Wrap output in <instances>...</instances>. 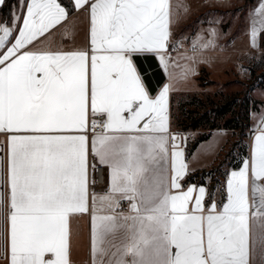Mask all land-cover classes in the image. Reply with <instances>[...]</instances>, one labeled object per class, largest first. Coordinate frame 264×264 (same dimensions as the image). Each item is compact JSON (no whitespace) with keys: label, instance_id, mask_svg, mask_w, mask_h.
<instances>
[{"label":"snow or ice","instance_id":"1","mask_svg":"<svg viewBox=\"0 0 264 264\" xmlns=\"http://www.w3.org/2000/svg\"><path fill=\"white\" fill-rule=\"evenodd\" d=\"M255 12H264V0ZM67 15L57 0H27L18 36L21 16L12 13L11 26L0 22V132L10 134L0 218L9 225L11 264H69V216L89 210V136L79 134L87 133L89 114L91 153L110 169L109 194L93 198V212L112 213L92 216L94 257H110L107 264H264V129L250 160L230 174L219 211L215 203L204 208V187L190 209L194 187L173 195L166 184L170 86L150 97L134 59L156 54L169 67L170 0H93L90 64L85 50L25 49ZM182 157L171 152L173 189L186 174Z\"/></svg>","mask_w":264,"mask_h":264},{"label":"crops","instance_id":"2","mask_svg":"<svg viewBox=\"0 0 264 264\" xmlns=\"http://www.w3.org/2000/svg\"><path fill=\"white\" fill-rule=\"evenodd\" d=\"M207 2V0H189L187 2L183 3V0H177V7L174 8V2L173 0H170V14H171V21L170 24V32L171 35L169 37L168 42V48L165 53V59L169 61V67L167 70L164 68L163 62L160 60L159 56L156 54H152L156 57V60L158 64L160 65L165 79L162 82V84L154 91L150 89L147 82L145 81V86L149 91V95L152 98H155L159 95V93L163 90L165 85L170 86V90L168 93V102H167V127L168 131L165 133V135L168 137L167 141V147H168V153L165 158L164 163V175L166 177V184L170 190V193L173 195H178L181 192H185L188 190L189 187H194V191L192 193V201L189 204V208L191 209L194 207V201L195 197L199 195L198 189L200 187H204L206 189L205 195L203 197V205L206 210L210 209V206L215 203L217 206V211H219L222 208L223 203L227 202V181L230 179V174L233 171H239L240 168L243 167V162L245 160H250L252 155V149L254 145V137L258 134L259 130L264 129V124H261V120L264 119V86L259 87L253 90L252 97H254L255 101H258L257 105L258 108L255 110H251L248 120V125L250 128V136L248 140V156H246L240 167L238 168H230V162L232 160V157L235 155L237 158L240 157V149H238L239 143L236 144L234 148V143L238 141V137H236L235 129H214L211 132L210 137L207 139L201 141L198 146L194 149V151L190 154L187 153V142L194 139L198 133L202 132V130H187V131H180L172 124V95L174 93H192L189 92L185 88V84L183 80L185 79V74L188 73L189 67L184 65V61L182 60L185 56H179L180 53H195L197 50V46H200L197 44L196 39L200 31L202 30L205 32V44H208L207 48L214 47L219 50V46L221 44H225V46H231L235 40L238 38H242V34L244 27L241 31L236 32V30L232 34H226L229 27L226 25L229 23L226 21L225 26L222 25V22L224 21L223 17H226L228 13L231 10L232 7L236 6H243L244 11V0H213V4H208L205 7V10L202 12L193 13L192 16L186 17L185 15V7L188 8L194 7V4L198 3H204ZM211 1V0H210ZM5 2V0H4ZM57 2L65 8L67 12V17L64 21H62L59 25H56L52 29L49 30L48 33H45L44 36L38 37L36 41H34L30 45H26L25 49L29 51H37V50H61V51H77V50H85L89 54V64H90V57L93 54L92 53V45L90 42V6L93 0H88L86 4L83 6L77 8L75 5V11L70 13L68 9L59 1ZM186 3V4H185ZM261 3V0L256 1V3L252 6V11H255ZM4 4V3H3ZM2 4V5H3ZM26 4L27 0H25V5L21 7L19 0L16 1V4L13 7L12 13H16L17 15L21 16V20L18 22L17 30L15 32V35L18 36V28L20 25H22V18L23 15L26 13ZM0 5V8L2 7ZM19 10V13H18ZM220 13L222 15V18L212 19V20H203L198 22V25L194 28L192 31L191 36L187 39V41L183 44H175L173 42L174 33L178 30H180L182 27L193 21L196 17H198L200 14L203 13ZM0 22H7L9 26H11V20L6 21L4 20L0 15ZM215 30L213 33L212 30ZM223 31V32H222ZM2 34V33H0ZM209 41L212 43L209 44ZM15 39L13 38L11 40V43H14ZM11 43L7 45V47L11 46ZM195 43V48L193 47ZM204 44V45H205ZM251 45V44H250ZM177 49L174 52H170L169 50L176 47ZM205 48V47H203ZM224 48L223 50H225ZM222 50V49H220ZM6 49H0V56L4 54ZM237 60L240 61L241 58L244 57V47L242 50H238ZM99 54V53H97ZM189 55V54H188ZM188 57V56H186ZM170 58V59H169ZM192 58V57H191ZM142 61V60H141ZM143 62V61H142ZM134 63L138 67V71H140V68L138 66V63L136 59H134ZM194 73L202 75L203 72H206L210 79L214 82H226L228 78L232 79L230 77L231 69L227 66H223L220 68H214L210 65L205 64H194L191 63ZM188 68V69H187ZM219 70V72L224 73V77L221 76V78L218 80L214 78V72ZM141 72V71H140ZM176 72H181L183 74L180 75V79L176 77ZM142 74V73H141ZM183 75V76H182ZM142 77L144 78L143 74ZM145 80V79H144ZM153 85V83H152ZM205 86H203V89L201 92L207 91ZM200 93V92H196ZM259 125V128H258ZM177 133L179 135V141L175 142L177 147L173 149V134ZM75 134V133H74ZM79 134H87L89 136V156H88V182H89V176L90 171L93 166L101 164L98 162V159L95 158L91 153V139L93 134L89 135L88 133H79ZM10 134L6 132H0V143L4 145L5 148V158L2 163V176H1V182H2V190L7 192L8 191V158H9V143H8V136ZM173 150L176 151H182L183 162L187 165L186 174L183 175L181 178H179L178 183L180 185V188L173 189L171 188V177L173 175L172 171V160H171V152ZM104 165V164H101ZM108 167V166H107ZM212 168L216 169H223L227 170V175L225 178L221 176H217V178L220 179V183L216 184L214 182L210 183L209 185L206 184H200L195 182H190L188 184H184V181L188 176H190L193 173L196 172H202L204 170L208 171ZM109 169V168H108ZM110 172V169H109ZM108 183L109 187L107 190L103 192H90L88 187V211L84 213H73L69 216V251H68V260L69 264H94V260L98 262L103 259L105 261V264H107V260L110 257H101L99 254H97L95 257L93 256L92 252V232H93V220L92 216L95 215H109L112 214L108 211H97L93 212V198H99L101 196H106L109 194L110 191V176L108 173ZM249 201L251 203V172H249ZM97 208L100 207L99 201H97ZM120 210H122L125 214L130 213V205L127 201H122L120 204ZM251 211V210H250ZM251 225V222H250ZM108 239H111V237H108ZM122 241L117 239L116 243L120 244ZM112 251H115V249H112ZM126 260L130 261L131 257H126ZM0 264H11V253H10V231H9V225L6 221V219L0 218ZM250 264H257V261L255 259H250Z\"/></svg>","mask_w":264,"mask_h":264},{"label":"rangeland","instance_id":"3","mask_svg":"<svg viewBox=\"0 0 264 264\" xmlns=\"http://www.w3.org/2000/svg\"><path fill=\"white\" fill-rule=\"evenodd\" d=\"M189 0H183L187 2ZM258 0H244V11L243 6H234L232 7L233 15L231 14V10L224 18L222 25L225 26V22L228 21L226 25L230 26L226 34L230 35L235 30L239 32L243 29L242 38H238L233 42L230 46H225V44H221L218 48L212 47H201V45L205 44V32L202 30L197 36L196 42L200 46H197V50L195 53H180L179 56H185L182 60L185 62L184 65L189 67V72L185 74V79L183 80L185 84V88L192 93L200 92L199 94L205 97V95H212L215 102L213 105L208 106V110L214 116L215 108H220L222 105H229L231 107L230 112L225 115V118L232 117L234 119V123L238 124V127L235 129L236 137H238V141L234 143V148L236 144L239 143L238 149L245 148L248 144L249 136H250V128L248 125V120L246 119L247 108H252L256 105L254 97H252V92L254 89L264 86V47L262 45V33L264 31V27H262L261 22L264 21V12L257 14L255 11H252V6ZM174 8L177 7V0H173ZM213 0H207L204 3L194 4V7L188 8L185 7V15L186 17L192 16L193 13L202 12L205 10V7L208 4H213ZM186 4V3H185ZM206 5V6H205ZM260 5V3H259ZM258 5V7H259ZM257 7V8H258ZM19 13V10H18ZM218 20V18H222L220 13H203L196 17L193 21L182 27L180 30L176 31L174 34L173 42L175 44H183L187 41V39L191 36L192 31L198 25V22L203 20ZM253 19L256 20V27L259 30L258 34L255 37V45L253 46V37H252V28ZM223 32V31H222ZM251 44V45H250ZM244 47V57L240 59L238 62L237 55L238 50H242ZM226 48L225 50H223ZM222 49V50H220ZM189 54V55H188ZM188 57H192L188 59ZM196 65L205 64L210 65L214 68H220L223 66L229 67L231 69L230 78L226 82H214L210 79L206 72L202 73L203 83L200 84L199 77L200 74H195L192 64ZM188 69V68H187ZM181 73V72H180ZM179 72H176V77L180 79ZM184 75V74H183ZM182 75V76H183ZM223 72H219L217 70L214 72V78L220 79L223 76ZM205 86L207 91L201 92ZM217 93V95H215ZM181 96H178V99L175 102V107L177 108L179 99L186 100V93H181ZM216 176H221V171L223 169H215Z\"/></svg>","mask_w":264,"mask_h":264},{"label":"trees","instance_id":"4","mask_svg":"<svg viewBox=\"0 0 264 264\" xmlns=\"http://www.w3.org/2000/svg\"><path fill=\"white\" fill-rule=\"evenodd\" d=\"M17 0H5L4 4L0 8L1 17L6 20H11V14L14 5ZM70 13L75 11V6L73 0H59ZM262 45L264 47V31L262 33ZM200 84L203 83V76L199 77ZM181 93H174L172 95V124L174 127L179 129L180 131L187 130H202V132L198 133V135L187 142V153L190 154L194 151V149L198 146V144L210 137L211 132L214 129H236L238 127L237 123H234V119L230 116L225 118L230 112L231 107L227 104L222 105L220 108H215V115L213 116L210 110H208V106L213 105L215 100L212 95H205L203 97L199 93H188L186 96V100L179 99V103L177 108L175 107V102L178 99V96H181ZM217 95V93L215 94ZM256 105L252 108H247L246 119L249 120V115L251 110H255L258 108V101H255ZM240 157H236L235 155L232 157L229 167L230 168H238L242 164L243 159L248 156V146L240 149L239 153ZM216 168H212L208 171L204 170L202 172H196L191 174L186 178L184 184H188L190 182L200 183L209 185L214 182L216 184L220 183V179L215 175ZM219 169V168H218ZM227 175V170L221 171V177L225 178Z\"/></svg>","mask_w":264,"mask_h":264},{"label":"built area","instance_id":"5","mask_svg":"<svg viewBox=\"0 0 264 264\" xmlns=\"http://www.w3.org/2000/svg\"><path fill=\"white\" fill-rule=\"evenodd\" d=\"M176 49H177V46L170 49L169 51L172 53ZM95 119H97V122L99 124L105 119V117L100 116V117H96ZM92 120H93V117L91 116V114H89V129L87 131L89 135L93 134V131L91 129ZM95 132L100 133L101 128L98 126L95 129ZM4 158H5V148H4V145L0 143V188H2V182H1L2 169L1 168H2V163L4 161ZM108 173H109V169L106 165L98 164L92 167L90 171L89 182H88V187H89L90 192H103L108 189L109 187Z\"/></svg>","mask_w":264,"mask_h":264},{"label":"water","instance_id":"6","mask_svg":"<svg viewBox=\"0 0 264 264\" xmlns=\"http://www.w3.org/2000/svg\"><path fill=\"white\" fill-rule=\"evenodd\" d=\"M135 59L145 81L147 82L150 89L154 91L156 87L160 86L165 79L164 73L158 64L156 57L152 54H149L147 58L144 56H137Z\"/></svg>","mask_w":264,"mask_h":264},{"label":"bare ground","instance_id":"7","mask_svg":"<svg viewBox=\"0 0 264 264\" xmlns=\"http://www.w3.org/2000/svg\"><path fill=\"white\" fill-rule=\"evenodd\" d=\"M173 136H176V137H177V139H176L175 142H178V141L180 140V139H179V135H178L177 133H174Z\"/></svg>","mask_w":264,"mask_h":264}]
</instances>
